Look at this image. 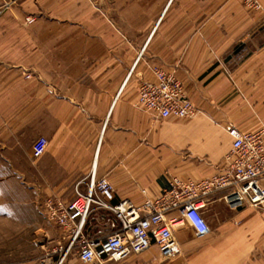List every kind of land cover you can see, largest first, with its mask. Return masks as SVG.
Listing matches in <instances>:
<instances>
[{
    "label": "crops",
    "instance_id": "0c3cea01",
    "mask_svg": "<svg viewBox=\"0 0 264 264\" xmlns=\"http://www.w3.org/2000/svg\"><path fill=\"white\" fill-rule=\"evenodd\" d=\"M128 1L0 0V160L10 185L42 209L48 197L86 191L93 171L114 185V203L141 205L174 177L199 182L228 167L229 127L264 134V0L261 11L241 0ZM154 67L183 81L193 118L137 107ZM40 136L48 146L35 159ZM226 192L203 200L207 235L174 228L175 258L153 245L106 264H264V210L228 206ZM112 222L96 208L83 232L96 237ZM61 264L84 263L76 252Z\"/></svg>",
    "mask_w": 264,
    "mask_h": 264
},
{
    "label": "built area",
    "instance_id": "2783aa9c",
    "mask_svg": "<svg viewBox=\"0 0 264 264\" xmlns=\"http://www.w3.org/2000/svg\"><path fill=\"white\" fill-rule=\"evenodd\" d=\"M241 1L253 10L263 9L259 0ZM153 73L155 79L143 82L140 87L138 108L155 119H187L196 115L197 107L186 94L182 80L160 67H154ZM228 133L232 138L228 167L199 182L174 177L160 197L145 196L141 205L129 199L114 203V185L107 178L96 179L95 171L87 190L77 188L70 201L53 196L46 198L43 211L47 219L64 229L69 237L68 245L60 246L63 255L57 264H61L73 248L84 264H106L107 261H121L133 253L140 254L153 245L159 248L165 261L171 260L180 253L175 227L187 222L198 237L210 231L200 208L205 196L215 190H227L224 200L228 206L248 205L264 210L261 183L264 179V134L244 132L235 126L229 127ZM47 146L48 139L38 137L32 145L33 157H41ZM96 208L110 211L117 222L110 223L109 229H100L96 237H89L83 230ZM173 211L179 215L169 218L168 214Z\"/></svg>",
    "mask_w": 264,
    "mask_h": 264
},
{
    "label": "rangeland",
    "instance_id": "374dc122",
    "mask_svg": "<svg viewBox=\"0 0 264 264\" xmlns=\"http://www.w3.org/2000/svg\"><path fill=\"white\" fill-rule=\"evenodd\" d=\"M236 82L240 85L245 81H232L238 88ZM0 178L5 180L0 183V264H56L63 255L58 242L63 229L47 219L41 205L10 185V164L3 160ZM62 243L67 246L69 241ZM76 252L71 249L67 258Z\"/></svg>",
    "mask_w": 264,
    "mask_h": 264
}]
</instances>
